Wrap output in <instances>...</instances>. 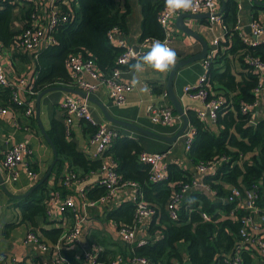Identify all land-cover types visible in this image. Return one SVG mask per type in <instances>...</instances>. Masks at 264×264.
Segmentation results:
<instances>
[{
  "label": "trees",
  "instance_id": "trees-1",
  "mask_svg": "<svg viewBox=\"0 0 264 264\" xmlns=\"http://www.w3.org/2000/svg\"><path fill=\"white\" fill-rule=\"evenodd\" d=\"M15 4L13 0H0V42L5 47L11 46L15 36L21 31L14 29L12 24ZM33 6V1L29 0L26 20L30 18ZM142 6L145 15L142 37L163 39L166 29L160 23L158 15L165 6L164 0H142ZM261 7L264 8V3ZM61 8L69 12L71 18L54 31V43L34 52L18 50L19 54L26 55H23L26 60L34 62L33 73L27 75L30 87L36 94L58 81H70L71 71L66 64L70 53L80 51L93 56L98 68L103 73H109L123 50L121 45L108 38L112 27L117 26L121 32L125 28L126 13L121 12L115 0H70L69 4L63 3ZM223 18L228 27L225 40L227 46L225 52L218 50L211 56L206 73V87L208 97L222 93L225 102L219 109L215 122L211 123L212 126L201 119L194 108H188L189 120L196 127L194 138L186 149L190 160L199 163L220 155L227 156L213 174L205 177L216 191L214 196L200 189L189 192L182 200L179 217L173 218L169 214L167 202L174 190L179 189L185 181L193 179L191 169L178 160L170 159L167 175L158 180L151 179L150 163L140 158L143 145L135 137L121 133L104 152L116 159V169L121 178L136 180L145 199L158 207L147 224V240L144 243L136 240L128 249H122L121 252L126 256L146 255L152 264H226L225 257L231 255L241 242L242 264L260 263L256 244L248 242L250 244L246 246L242 242L244 236L240 229L244 214L248 211L237 207L230 214L236 202L226 201L225 196L233 184L243 190L256 185L260 192L259 202L263 201L264 116L251 122L252 110L243 111L241 101H252L255 98L253 87L259 75L249 64L245 53L259 55L264 59V41L256 45L246 43L238 29H235L238 21L237 0L225 1ZM27 24L26 22L25 25ZM231 53L235 54L244 68L240 72V78L232 71L231 64H227L224 69L216 66L221 57L230 61ZM14 89L13 84H0V107H9L15 113L24 115L28 99L20 103L13 96ZM26 115H31L35 122L34 112ZM16 118L19 119L18 115ZM51 128L50 134L59 151L57 163L69 158L73 165L84 172L101 165L100 157H88L77 147L74 139L66 137L67 128L63 120L54 118ZM46 180L38 186L44 189L41 194L34 197L35 192L32 191L17 199L24 217L32 218L36 213H46ZM85 189L89 197H98L107 190L105 184L100 182ZM201 210L207 211L209 218H205ZM108 215L118 223H131L135 216V203L125 201L121 206L111 208ZM60 231L59 227L51 228V238L56 240ZM61 251L66 257L65 264H93L85 262L83 255L74 247H63Z\"/></svg>",
  "mask_w": 264,
  "mask_h": 264
},
{
  "label": "crops",
  "instance_id": "crops-1",
  "mask_svg": "<svg viewBox=\"0 0 264 264\" xmlns=\"http://www.w3.org/2000/svg\"><path fill=\"white\" fill-rule=\"evenodd\" d=\"M152 1L154 2V0ZM225 1L226 0H219L222 13ZM237 1L239 18L238 32L244 42L251 44V42H254L256 39L251 28L252 20L260 19L264 22V8L261 7L262 3L258 2L264 0ZM69 2V0L57 1L61 6L63 3L69 4ZM115 2L119 5L121 12L126 13L124 32L119 34L118 37H124L135 48L139 49L144 40L142 35L145 15L142 0H115ZM26 10L27 0H18L14 6L12 23L14 29L20 30L26 24ZM40 10L41 12L43 11L42 6ZM180 13L175 14L171 19L166 35L171 39V47L177 53L176 61L184 56L202 50L204 40L209 44V50L217 48V51L222 50V52H225L224 49L227 46L225 44L227 31H224L219 24H216L214 28H212L209 16L205 14V11L197 12L200 13L197 17L188 15L183 17V23L193 29L196 33L195 35L180 28L178 25V17ZM249 26L250 28L246 29V27ZM216 34L222 35V40L217 44L214 42ZM157 39L158 38L151 39L144 51L142 50L143 52H141L140 56L149 51L153 40ZM258 39L260 42L264 41V33L259 36ZM118 40L119 38L113 42L116 43ZM158 40L162 41L161 39ZM6 48V51L0 53V59L5 63L9 76L17 77L20 74L33 73L32 69L34 67V62L32 60H26L23 56L25 55L24 53L19 54L18 50L13 49L10 46ZM240 51L242 52L243 50ZM135 62L136 60L132 59L129 62L122 64L121 77L131 82H133L134 78L138 81V83L134 85V88L128 91L127 100L123 103H116L111 98L109 86L107 84H102L92 91H87L86 89L79 87L72 81L73 76L71 70L70 81H58L53 84H63L83 89L95 97V99L103 102L112 115L133 121L159 133H174L179 126H181L183 117L174 107L167 90L169 70L160 73L145 65L144 71L134 72L130 65ZM227 64H231L232 71L236 73L237 78H240V72L244 68L241 66L240 60L236 58L235 54L231 53L230 61H226L225 58L221 57L216 63V66H221V69H224ZM205 73H207V66L201 58L181 65L174 75L173 86L176 94L187 110V114L188 108L191 107L194 108L199 115L198 110L206 104V101L201 97L194 98L190 96L185 90V85L193 84L194 86H198L200 77ZM165 91H167L166 95H164ZM37 94H35L32 99L34 113L36 110ZM71 95L81 98L85 97L76 91L64 88H54L46 91L41 98L42 122L50 134L52 132L51 127L53 126V119L57 118L58 120H63L65 125H67L66 137L74 139L77 147L84 151L88 157H99L95 155V145L89 143L90 135L95 130L96 125L90 120L76 115L72 116L70 122L67 121L68 112L62 102ZM221 95L224 96L222 93ZM88 101L92 115L97 121H110L120 130L121 135L125 134L138 139L143 145L144 150H166L167 160H178L183 166L191 169L194 173L193 179L196 178L197 183L190 187L187 194L195 189H200L210 195L213 194L214 196L216 191L211 186L208 187L203 184V182L207 181L205 180V177L214 172L211 170L203 172L197 168V163L190 160L187 155V147L183 134L176 140H168L132 126L111 121L105 116L102 106L96 100L88 98ZM149 102L169 103L173 107L175 113L179 114L178 118H176L171 124H163L154 121L147 110V104ZM17 115L19 117L18 120L16 118ZM261 116H264V97L253 109V115L250 120L251 122H255ZM35 117V122H33L31 115L15 113L11 108H8L5 113H0V177L3 178V182L0 180V264H43L45 259L49 261V264H57L56 257L59 256L60 249L58 250L55 246L52 247L54 240L50 236V230L51 228L59 227L61 229L60 234H62L66 228L73 225L75 212L70 207L63 210L59 205L48 204L49 197L55 192L59 193L61 201L65 196L73 194L75 196L78 210L81 214L85 215L82 222V236L80 240L70 244V246H66L74 247L83 255V260L85 262H88L86 254L90 251L98 252L99 257L102 260H106L118 253L124 254L121 252L122 249H128L136 240L139 241L141 238L147 239V224L152 217L148 220L146 219L147 221L143 220L139 223L137 225V235L135 239L128 240L119 234L115 218L108 215V211L111 208L119 207L123 202L128 200L133 202V198L139 188L133 184L122 185L113 193L108 201H101L95 205L85 204L86 197L81 195L80 187H87L89 189L98 182L104 184L101 181L103 175L100 169L101 165L97 168H91L88 172H84L77 165H73L69 158H64L57 163L59 151L58 158L52 166L51 172L45 178L47 179V188L45 191H48V195L45 196L46 213H36L32 218L24 217L22 208L17 199L32 191L35 192L33 195L34 197L44 192V189H40L38 186L45 179L41 182H39V180L51 166L55 157L54 149L42 131L37 116ZM200 118L202 119V117ZM189 123L192 124L190 121ZM208 123L212 126V122ZM213 127L217 129L215 124H213ZM19 139L27 140L32 147V151L27 157V161L30 167L37 172V177H33L27 173L26 165L28 163H21L18 165L16 178L6 177L7 171L3 164L4 152ZM108 157L109 156H105L104 158ZM104 158L101 159L104 160ZM72 171L75 172L77 177L73 181L67 182L66 177ZM2 183H4L5 186H3ZM262 185L263 201L259 202V205L264 209V181H262ZM27 191L28 193H25ZM21 193L23 194L16 195ZM87 198H90L88 194ZM225 200L229 201L227 196H225ZM48 206H50L49 209ZM262 209L258 212H253L255 222L260 225L259 232H264V219L259 213ZM29 230L36 231L42 240H45L50 244V249L47 252H45L37 242L24 241L25 235ZM258 251V261H264V254L259 248ZM127 264L141 263L129 261Z\"/></svg>",
  "mask_w": 264,
  "mask_h": 264
},
{
  "label": "built area",
  "instance_id": "built-area-1",
  "mask_svg": "<svg viewBox=\"0 0 264 264\" xmlns=\"http://www.w3.org/2000/svg\"><path fill=\"white\" fill-rule=\"evenodd\" d=\"M15 3L18 0H13ZM29 0H27L28 2ZM34 3L33 9L31 10V16L27 20V25L23 26L20 33H18L11 46L16 50H27L34 52L40 50L42 47L54 43L56 38L54 31L57 27L65 21L71 18V14L61 8V5L57 3L58 0H32ZM70 1V0H69ZM41 6L43 11L41 12ZM208 12L209 21L211 27L214 28L216 24L222 26L224 31H228V27L224 21L221 4L219 0H196L195 10L187 12ZM181 11H171L165 6L160 10L158 18L160 23L166 29L171 22L173 16ZM239 28V18L235 29ZM252 32L256 37V41L251 42L252 45H256L260 42L258 39L264 33V22L260 19H253L251 22ZM122 32L117 26L112 27L108 32V38L110 41H116L119 38L118 43L123 47V50L117 56V64L112 68L109 73H103L97 66L96 60L93 56L85 55L82 52H72L67 56L66 64L72 71V81L81 88L87 91H92L98 88L102 84H107L110 90V96L116 103H123L127 100L128 91L134 88L133 82L125 80L121 77L122 64L129 62L130 60L138 58L141 52L147 47L148 42L153 39L152 37H145L141 43L139 49L135 48L128 40L124 37H118ZM165 37L162 42H166L171 47V39ZM222 40L221 34H216L214 42L217 44ZM246 40V39H245ZM7 48L0 42V53L6 51ZM143 50V51H142ZM246 51V50H245ZM217 52V48L208 50L206 57L203 58L205 65L208 68L210 58ZM246 59L249 61L251 67L259 73L258 80L253 87L255 98L252 101H241V108L243 111H251L260 103V100L264 97V59L259 55H253L245 53ZM206 73L200 77L198 86L193 84H186L185 90L187 93L194 97H201L206 101V104L199 108L198 113L202 119L208 122H215L218 117L219 109L225 102V97L222 95H214L208 97V88L206 87ZM0 84H13L15 89L13 90V96L20 103L26 102L28 99L26 114H32L34 112V105L32 99L36 94L30 87V80L27 74H20L17 77L9 76L7 73L6 65L3 60L0 59ZM167 91L164 92V95ZM28 96V97H27ZM207 99V100H206ZM63 105L68 112L67 121L72 120V116H80L90 120L96 125L95 130L92 132L89 138V143L95 145V155L101 158L109 156L108 158L102 159L100 169L103 173L101 181L105 184L107 190L105 193L100 194L98 197L87 198L86 189L80 187V193L85 198V204L95 205L101 201H108L113 193L122 185L133 184L138 187V182L133 179H122L118 170L116 169V159L112 155H105V150L113 143L115 138L120 134V130L114 126L108 120L97 121L90 110V104L88 98L68 96L63 100ZM9 107H0V113H5ZM147 110L151 118L163 124H171L178 118L179 114L175 113L173 107L167 103H156L149 102L147 104ZM67 126V125H66ZM196 127L192 124H188L183 135L185 138L186 147L188 148L191 141L194 138ZM32 147L27 140L19 139L9 146L3 156V164L7 171V178L17 177V167L21 163H28L27 157L30 155ZM166 150H142L140 152V158L150 163V178L158 180L164 178L167 175L168 160L166 158ZM227 159L226 155H220L213 159L200 161L197 163V168L203 172L213 171L215 172L218 166L221 164L223 159ZM27 173L33 177H37V172L30 167L29 163L26 165ZM74 171L70 172L66 181L71 182L76 178ZM197 183L196 178L191 181H185L182 183L179 189L174 190L167 202L169 214L173 218L179 217V208L183 198L186 196L190 187ZM205 186H211L208 181L203 182ZM1 192V185H0ZM59 193H54L48 199V204L59 205L63 210L70 207L75 212V220L71 227L66 228L60 236L54 240L52 247L60 249L59 256L56 257L57 264H65L66 257L61 252V248L70 246L77 240H80L82 236V222L85 218L84 214L78 210L75 196L73 194L67 195L60 200ZM260 192L258 187L255 185L250 188L242 189L238 185H232L230 192L227 194V199L235 201V207L231 210V214L234 213V209L237 207L245 208L248 212L244 214L243 224L241 226V233L244 236L243 241L246 246L250 243L256 244L259 250L264 254V232H259L260 225L255 222L253 218V212H258L262 209L259 205ZM135 203V216L131 223H117L118 232L125 239H135L137 235V225L143 220H148L157 211L158 207L155 204H150L144 197L143 192L137 190L133 198ZM50 206H48L49 209ZM205 218H209V214L205 210H201ZM261 217L264 219V209H262ZM146 220V221H147ZM147 239L141 238L138 243H144ZM24 241L26 242H37L40 247L47 252L50 249V244L45 240H42L40 235L34 230L27 231ZM243 244L240 242L238 248L229 256L225 257L226 264H242V255L240 253V247ZM88 262L93 264H127L129 261H136L141 264H152L151 260L146 255H134L126 256L125 254L118 253L109 259L102 260L99 257L98 252L90 251L86 254ZM43 264H49V261L45 259Z\"/></svg>",
  "mask_w": 264,
  "mask_h": 264
},
{
  "label": "water",
  "instance_id": "water-1",
  "mask_svg": "<svg viewBox=\"0 0 264 264\" xmlns=\"http://www.w3.org/2000/svg\"><path fill=\"white\" fill-rule=\"evenodd\" d=\"M258 2L264 3V1H258ZM199 14L200 13H192V12L182 11L179 14V17H178V25L184 31H186L188 33H191L192 35H195L196 33L194 32V30L191 29L190 27L186 26L183 23L182 20H183V17L186 16V15L192 16V17H197ZM205 14L209 16V13L208 12H206ZM248 28H250V26L249 27H246V29H248ZM208 50H209V44L207 43V41L204 40L203 41V48H202V50H199V51H197V52H195L193 54H190V55H187V56H184V57L178 59L176 61L175 65L172 66L169 69L168 79H167V90H168L170 99H171L174 107L176 108V110L183 117V122H182L181 126H179V128L174 133H172V134L159 133V132H157L155 130L149 129V128L144 127V126H141V125H139V124H137V123H135L133 121H130V120H127L125 118L112 115L110 113V111L108 110L107 106L105 104H103V102H100L99 100L95 99V97H93L87 91H85L83 89H80V88H77V87L69 86V85H63V84H51V85L46 86L42 90H40L38 92V94H37V102H36V110H35V113H36V116H37L38 121L40 123V126H41L42 131L44 132L46 138L49 140V142L51 143V145H52V147L54 149L55 157H54V159L52 161L51 166L48 168V170L46 171V173L40 178L39 182L43 181L49 175V173L51 172L52 166L54 165V163L56 162V160L58 158V147H57L54 139L52 138V136L47 131V129H46V127H45V125H44V123L42 122V119H41V98H42V95L46 91H48L50 89H54V88H64V89H70L72 91H76L79 94H81V95H83L85 97H88L89 99L96 100L102 106L103 111L105 113V116L108 119H110L111 121L132 126L134 128H137V129L146 131V132H148V133H150L152 135H155V136H158V137H161V138H165V139H168V140H176L179 136H181L184 133V131L186 130V128H187L190 120H189V116L187 114V110L185 109V107L183 106L181 100L179 99L178 95L175 92V89H174V86H173V78H174V75H175L176 71L178 70V68L181 65L186 64V63H188V62H190L192 60H195V59H201V58L203 59L204 57H206V55L208 53ZM0 180L3 182V178L0 177ZM2 184H3V186H5L4 183H2ZM25 193H28V191L25 192ZM22 194L23 193L16 194V195H22ZM259 264H264V261H261Z\"/></svg>",
  "mask_w": 264,
  "mask_h": 264
},
{
  "label": "clouds",
  "instance_id": "clouds-1",
  "mask_svg": "<svg viewBox=\"0 0 264 264\" xmlns=\"http://www.w3.org/2000/svg\"><path fill=\"white\" fill-rule=\"evenodd\" d=\"M165 7L171 11H190L195 10L196 0H164ZM135 63L130 67L134 72L144 71V66L147 65L151 69L163 73L168 71L175 65L177 59L176 51L166 42L153 40L151 48L146 53H143L139 58H135ZM138 83L134 78L133 85Z\"/></svg>",
  "mask_w": 264,
  "mask_h": 264
}]
</instances>
